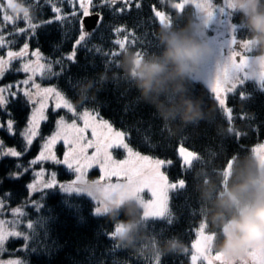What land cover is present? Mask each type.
I'll use <instances>...</instances> for the list:
<instances>
[{"label": "snow or ice", "instance_id": "1", "mask_svg": "<svg viewBox=\"0 0 264 264\" xmlns=\"http://www.w3.org/2000/svg\"><path fill=\"white\" fill-rule=\"evenodd\" d=\"M65 2L72 9L70 13H62V7L56 6L57 3L62 5ZM117 3L124 5V7L117 9L118 12L123 13L131 11L133 0H101L102 5H116ZM157 3L161 6L160 9L155 4L150 7L152 9V20L159 25H170L173 21L179 24L191 7L204 14L206 23L211 25L220 17L222 19H220L219 23L221 25L227 24L230 27L227 39L221 42L215 38L219 49V57L214 66L210 67L209 71H206L199 83L205 86L206 92L216 102L222 118L225 119L229 126L234 127L236 119L254 120L255 118L252 116L237 112L230 103V97L247 103L249 94L245 91V83L248 79L256 77L248 70L253 57L250 53H253L254 50L249 47V40L246 38L238 39L237 34L243 26L231 24L234 10L229 0H223L222 6L214 3V0H176L175 3L171 4L168 3V0H157ZM43 5L51 7L53 17L40 23H34L35 18L31 13L42 8ZM92 5L93 0H28V6L25 9L13 11L16 8L15 0H0V49L6 51V56H0V81L10 71L27 74L26 78L21 81L0 85V108L6 109V106L11 101L18 98H22L25 105L31 106V117L24 130L20 133L24 140L23 151H19L14 147L4 149L3 141H0V158H20L30 150L38 138L42 141L37 156L28 162V166L25 167L17 163L16 168L18 171L9 172L7 178L19 180L24 174L31 172L33 180L25 185L29 191V201L25 202L24 207L30 204L37 213L42 210H46L49 213L48 216H40L39 220L35 222L29 218L26 222L25 231L12 229L9 222L0 218V255H3L4 251L7 250L5 245L9 238L22 239L25 242L23 249L30 252L34 251L35 248L31 247L29 242L37 246L41 243H49V241L45 240L47 229L39 234L36 232L40 225L46 224L48 220L55 219L51 215V209H47L43 203L44 199L49 195L48 190L58 189L60 192L65 193L66 197L62 200V204L81 219H83V209L79 203L72 202V199H75L73 194H76V196L86 195L92 198L96 206L89 214L94 217L104 218L108 217L106 213L109 202H117L114 197H118L121 201L126 196L134 197L143 207L144 217L148 226L153 228L154 233L160 236H162L163 230L156 232L154 226L157 222L162 221L168 226L178 222V215L172 212L169 207L170 193L177 197L186 196L188 188L186 179L181 178L169 181L164 169L166 166L173 164L172 160L142 155L139 151H134L127 142L131 139L132 131L134 130L142 143L150 145L154 134L150 126L147 129L141 128L140 124L142 122L136 121L126 125L124 130H117L108 120L98 118L99 114L94 111L84 110L78 113L74 104L58 88L52 86L42 87L40 83L36 82L38 77H45L46 75L48 77H59L67 69V65L63 62L64 60L69 63H76L78 47L99 52L105 57H118L121 49L128 45L136 47L141 52L149 46L158 47V39L144 43L138 41L135 38V33L130 32L127 27L117 26L111 30L115 36L119 37L121 33H125L122 39L117 38L112 41L120 51L104 52L99 47L88 49L87 40L91 33L83 30V21L79 18L81 16H89V6ZM141 6L139 2L135 4L136 9H140ZM77 7L81 11L78 12ZM74 18L80 23L79 36L73 43V50L62 60L54 62L60 66V72L53 70L52 61L43 62L45 58L38 48L31 52V56L35 57V59L29 58L30 44L28 41L36 37V32L39 28L53 23L63 26L65 22H70ZM102 19V17L97 15L95 20L97 28L102 23ZM21 21L26 24V27H18ZM9 28H11V31L8 30ZM20 36L24 37L25 42L18 51H14L12 50V45L16 43L15 37ZM130 37L132 38L130 39ZM14 61L20 62L15 68L12 67ZM109 62L115 65V60ZM257 79L261 83V87H264V71L259 74ZM80 82L77 81L72 86L77 87ZM192 91L195 93L196 83L192 85ZM125 95L126 93H121V98ZM50 100L54 101L51 112L58 118L55 120V131L51 135L43 137L40 132V126L41 122H46L49 119L47 112ZM139 103V98L128 101L124 104L122 112L124 115L134 113ZM61 110H67V113H71L74 119L69 122L64 116H60L59 112ZM77 119L82 121L83 126L76 123ZM0 127H6L10 134L15 135L13 132L14 122L12 120H8L6 124H0ZM89 130L91 139L87 136ZM245 136L246 133L239 131L230 135L237 144ZM61 142L66 147V151L63 153L62 158H58L55 148ZM240 147L242 148L243 146L241 145ZM89 149L93 150L91 155L88 154ZM219 149L221 153L225 151L222 143L219 145ZM113 150H123L126 152L127 157L117 160L113 157ZM250 151H254L258 155L261 167H264V143L253 147ZM205 152L208 157L207 160H204L197 152L180 145L178 156L181 159L182 170L190 172L197 164L210 166L212 160L217 158L218 153L210 146L205 149ZM238 159V153H234L227 159L224 166L225 184L227 183V177L231 174L234 162ZM45 162L66 166L68 170L75 174V178L70 182H60L57 179L56 172H48L44 167H40L37 171L33 167L38 164L43 165ZM93 168L98 169L102 173L100 179L96 180L99 195L92 189L82 186L88 180L89 170ZM211 171L215 175V167H211ZM46 175L50 178L46 179ZM113 177L118 182L113 183ZM0 183H3V181L0 180ZM145 192L150 193L149 199H145ZM32 194H38L40 200L31 199ZM5 195L10 196V194ZM181 208H187L190 212L192 211L187 198ZM6 209L13 216H27V213L21 207L9 208L0 199V217L4 215ZM199 212L202 214V209ZM11 223L20 224L21 221L16 219ZM27 229H31L32 232L26 234ZM119 230L120 226L113 223V230L110 233L105 232L104 235L112 239L115 232ZM194 235L196 238L190 245V264H264V242L249 246L246 253L241 255H229L214 248L212 241L216 239V236L215 233L209 230V223L203 218V215L201 222L194 230ZM19 250L21 249H17V251ZM119 250L121 249L113 244L111 248L101 254L100 259H96L93 255L90 257V261H94V264H106L103 256L108 255L111 264H123L118 259ZM185 254H189V248H187ZM137 259L141 260L143 264H162L161 257L138 256ZM0 264H26V261L19 259L0 260Z\"/></svg>", "mask_w": 264, "mask_h": 264}, {"label": "trees", "instance_id": "2", "mask_svg": "<svg viewBox=\"0 0 264 264\" xmlns=\"http://www.w3.org/2000/svg\"><path fill=\"white\" fill-rule=\"evenodd\" d=\"M137 2L142 5L140 9H136L135 7ZM175 2L176 0H168L169 4ZM24 3L28 6V0H24ZM154 4L160 9L161 6L157 3V0H134L131 11L121 13L117 11V9L124 7L120 3L116 6L102 5L101 0H93L91 11L99 12L103 19L99 28L94 29L92 32L83 29L85 32L91 33L87 40V48L93 49L99 47L104 52L120 51L112 41L117 38L122 39L125 33H121L119 37L115 36L111 30L117 26L127 27L130 32H134L135 38L138 41L144 43L155 41L160 25L152 20V9L150 6ZM56 6L62 7V13L65 14L72 11L67 2L62 5L57 3ZM77 11L79 12L81 10L77 7ZM194 11V8L190 7L180 23L185 22L188 16ZM31 14L35 18L34 23H40L53 17L51 7L48 5H43L42 8ZM79 19L82 20V16ZM233 20L237 26L240 25L241 18L239 14L234 13ZM18 27H26V24L21 21ZM8 30L11 31V28ZM79 30L80 23L74 18L70 22H65L63 26L58 23H53L39 28L36 32V37L28 42L30 48H38L42 52L45 63L52 61L53 70L60 72V66L54 62L62 60V58L66 57L73 50V43L79 36ZM237 35L238 39H241L246 38L248 33L246 29L240 28ZM15 40L16 43L12 45V50L18 51L25 40L23 36L15 37ZM128 47L132 46L128 45ZM132 48L137 49L136 47ZM0 50L4 54L6 53L5 50ZM155 50L156 48L151 46L144 49L147 52ZM253 52L258 54L256 51ZM120 58V55L118 57H105L99 52L78 47L76 63H69L64 60L63 62L67 65V69L59 77H48L46 75L45 77H39V80L44 84L53 85L58 88L74 104L78 113L84 110L94 111L99 114L100 119L108 120L118 130H124L126 125L136 121L142 122L140 124L141 128L147 129L149 126L151 127L154 134L152 135L150 145L142 143L134 130L132 131L131 139L127 142L130 147L143 154L172 160L173 164L166 166L164 169L169 181L181 178L186 179L188 183L186 196L181 195L177 197L170 193L171 199L169 207L172 212L178 215V222L172 226H168L161 221L157 222L154 227L156 232L163 230L162 238L178 236L187 248H189L188 255L185 253L163 255L161 257L162 264H190V245L196 238L194 230L202 218V214L199 212L201 209L199 194L194 187V174L201 167H207L209 169L211 167H219L223 169L227 159L234 153H238L239 157H243L255 145L264 141V88L257 81L248 79L244 86L245 91L249 94L247 103L230 97V103L237 112H243L245 115L255 118L254 120H235L234 127L237 131L246 133V136L242 137L239 140V144H237L234 138L228 135L222 136L217 134V126L227 128L229 124L222 118L216 102L206 92L205 86L199 82L196 83V91L194 94L203 99L207 110H214L215 119L212 123L201 121L198 125H190L179 131H175V126L170 130L165 127L164 122L157 115L155 108L142 102L140 99V103L137 105L135 112L124 115L122 112L124 104L139 98L138 91L130 84L124 82H109L103 84L99 81V74L106 71L107 67L110 66L112 71H117L116 66L109 61H116ZM14 63L18 66L20 62L14 61ZM18 74L26 75L22 72L15 73L10 71L8 73L10 76H16ZM109 75H111V72H109ZM88 78L96 80L99 91L94 89V97L83 103H78L77 87H73L72 85L77 81H87ZM121 93H126V95L121 98ZM52 105L47 112L49 116L48 121L42 123L41 135L43 137H47L55 131V120L58 117L52 114ZM59 115L64 116L68 121L74 119L71 113H67V110H61ZM30 116L31 106L25 105L22 98L11 101L6 106V109L0 108V124H6L8 120L14 122L13 132L15 135L10 134L6 127H0V141H3L4 149L14 147L19 151H23L24 140L20 133L26 127ZM40 143L42 141L38 138L30 150L20 158H0V180L3 181V183H0V199L9 208L21 207L27 213L26 217H16L7 209L5 210L3 217L7 222L10 223L16 219H20L21 221L20 224L13 223L11 225V228L15 230L25 231L26 222L29 218L35 222L39 220L40 216L49 215L46 210H42L40 213L35 212L30 204L24 207L25 202L29 201V191L25 185L33 180L31 172L24 174L19 180H10L7 178L9 172L18 171L16 168L17 163L25 167L28 166V162L37 156ZM221 143L225 149L223 153L219 149ZM180 145L197 152L204 160L208 159L205 149L209 146L213 150H216L218 155L217 158L212 160L210 166L197 164L190 172H184L181 168V159L178 156V148ZM241 145L243 146L242 148L240 147ZM57 148L59 155L62 156L64 153L63 150L66 147L61 142ZM116 153L120 155L123 151L119 150ZM33 167L37 171V168L40 167L46 168L49 172L56 171L62 181L70 180L75 176L66 166L53 165L52 162H45L43 165L38 164ZM93 173L99 174L98 169L91 172V174ZM48 191L49 195L44 199L43 203L47 209H51V215L55 219L48 220L46 224L40 225L36 229V232L39 234L47 229L45 240L49 241V243H41L37 246L29 242L30 246L35 248L34 251L30 252L23 249L25 242L22 239L9 238L5 245L7 250L4 251L3 257L8 259L18 258L19 260L26 261V264H94V261H90L91 256L94 255L96 259H100L101 254L105 253L107 249L115 244L113 239L104 235L105 232L110 233L113 230V223L115 222L109 217H94L90 215V211L95 207V202L86 195L76 196V194H73L75 199H72V202L79 203L83 209V219H81L62 204V200L66 197L65 193L60 192L58 189ZM5 194H10V196H6ZM144 197L145 199H149L150 193L145 192ZM186 198L191 207V212L187 208H181ZM31 199L39 201L40 197L38 194H32ZM149 229L154 233L153 228L149 227ZM209 230L218 231V229L210 224ZM31 232V229L26 230V234ZM17 249L21 250L17 251ZM137 257V255L132 254L128 250L118 251V259L123 264H143ZM103 260L106 264H111L108 255H104Z\"/></svg>", "mask_w": 264, "mask_h": 264}, {"label": "clouds", "instance_id": "3", "mask_svg": "<svg viewBox=\"0 0 264 264\" xmlns=\"http://www.w3.org/2000/svg\"><path fill=\"white\" fill-rule=\"evenodd\" d=\"M234 13L240 15V25L247 30L249 47L258 52L251 58L249 72L258 78L264 71V0H229ZM16 8L27 6L15 0ZM239 25V26H240ZM211 25L202 12L195 10L185 22L161 24L155 51H138L124 46L120 59L99 74L103 84L124 82L133 86L139 99L155 108L166 128L175 131L201 121L212 123L214 110H207L204 101L192 91L219 57L215 37L209 35ZM111 72V75H109ZM99 91L96 80L88 78L77 85L78 103L88 101ZM235 127L217 126L218 135H232ZM225 169L201 167L194 174L195 190L199 194L203 218L218 231L212 245L229 255L246 253L249 246L264 242V167L258 155L250 151L233 164L225 184ZM99 195L96 180L82 185ZM106 215L120 226L112 239L121 250L144 257H162L185 253L187 246L178 236L162 238L150 231L143 207L134 197L122 201L114 197Z\"/></svg>", "mask_w": 264, "mask_h": 264}, {"label": "rangeland", "instance_id": "4", "mask_svg": "<svg viewBox=\"0 0 264 264\" xmlns=\"http://www.w3.org/2000/svg\"><path fill=\"white\" fill-rule=\"evenodd\" d=\"M134 1V0H133ZM214 3H216V4H219V5H221L222 6V4H223V0H214ZM91 8H92V6H89V12H91ZM234 15V14H233ZM233 15H232V17H231V24H234V25H236V23H235V21L233 20ZM220 19H222V18H220V17H218L217 18V21L216 22H213L212 24H211V27H210V30H209V35L210 36H214L215 38H217V39H219L221 42L224 40V39H227L228 38V33H229V31H230V27L227 25V24H224V25H221L220 23H219V21H220ZM219 34H222V35H219ZM33 50H35V49H33V48H30V55H29V58L30 59H35V57H32L31 56V52L33 51ZM41 52V51H40ZM41 54H42V52H41ZM250 55H253V56H255V55H258L257 53H255V52H253V53H250ZM0 56H6V53L4 54V53H2V51L0 50ZM43 56V55H42ZM44 62V61H43ZM12 67L13 68H15V67H17L16 65H15V63L13 62V64H12ZM13 72V71H12ZM15 73H21V72H15ZM23 73V72H22ZM8 75V74H7ZM6 75V77L2 80V81H0V85H4V84H8V83H16V82H18V81H21V80H23V79H25L26 78V75H16V76H10V75H8L7 76ZM251 80H255V81H257L259 84H261L260 82H259V80L257 79V78H251ZM36 82L37 83H40L41 84V86L42 87H49V86H52V87H55V86H53V85H48V84H44L43 82H41L40 80H39V77L37 78V80H36ZM264 88V87H263ZM13 90H15V89H13ZM52 104H54V101H49V108H50V106L52 105ZM31 117V116H30ZM99 118V117H98ZM30 119V118H29ZM72 121V120H71ZM71 121H69V122H71ZM42 123L43 122H41V126H40V132H41V127H42ZM76 123L78 124V125H80V126H83L82 125V121H80V120H76ZM116 129V128H115ZM118 130V129H117ZM87 136H88V138L89 139H91V134H90V130H89V132L87 133ZM261 143H264V141H262V142H260V143H258L257 145H255L254 147H256V146H258L259 144H261ZM57 146H58V144H57ZM57 146H56V148H55V152H56V155H57V157L58 158H62V156H60L59 155V150H58V148H57ZM185 147V146H184ZM185 148H187V147H185ZM187 149H189V148H187ZM65 150L66 149H64L63 151L65 152ZM134 151H137V150H135V149H133ZM189 150H191V149H189ZM92 149H89L88 150V154L89 155H91L92 154ZM123 151V150H122ZM116 152H119V150L117 151V150H113V157L115 158V159H117V160H122V159H125L126 157H127V154H126V152L125 151H123V153H121L120 155H117V153ZM141 153V152H140ZM142 155H146V154H143V153H141ZM38 170L40 169V168H37ZM46 169V168H45ZM96 168H93V169H90L89 170V172H88V180H99L100 179V177H101V175H102V173L99 171V174H95V173H93V174H91V172H94V170H95ZM47 170V169H46ZM48 171V170H47ZM49 172V171H48ZM52 172V171H51ZM54 172H56V171H54ZM57 173V172H56ZM46 179H48V178H50V177H48L47 175H46V177H45ZM75 178V176L72 178V179H70V180H64V181H62V180H60V178L58 177V174H57V179H58V181H60V182H70L71 180H73ZM112 182L113 183H116V182H118L117 181V179L115 178V177H113L112 178ZM92 199V198H91ZM95 202V201H94ZM96 206V205H95ZM0 218H3L4 219V217L2 216V217H0ZM7 221V220H6ZM9 224H11V225H13V223H9ZM7 226V225H6ZM3 255H4V253H3ZM3 255H0V260H3V261H9V260H17L16 258H10V259H8V258H6V257H3Z\"/></svg>", "mask_w": 264, "mask_h": 264}, {"label": "water", "instance_id": "5", "mask_svg": "<svg viewBox=\"0 0 264 264\" xmlns=\"http://www.w3.org/2000/svg\"><path fill=\"white\" fill-rule=\"evenodd\" d=\"M119 3H117L116 5H118ZM114 5V6H116ZM97 15H99L101 17V14L99 12L96 11H92L90 12V15L87 17H83L82 16V21H83V29L88 31V32H92L94 29L97 28L96 24H95V20Z\"/></svg>", "mask_w": 264, "mask_h": 264}]
</instances>
